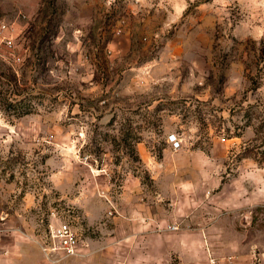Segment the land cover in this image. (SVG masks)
<instances>
[{
    "label": "rangeland",
    "instance_id": "obj_1",
    "mask_svg": "<svg viewBox=\"0 0 264 264\" xmlns=\"http://www.w3.org/2000/svg\"><path fill=\"white\" fill-rule=\"evenodd\" d=\"M0 264H264V0H0Z\"/></svg>",
    "mask_w": 264,
    "mask_h": 264
},
{
    "label": "built area",
    "instance_id": "obj_2",
    "mask_svg": "<svg viewBox=\"0 0 264 264\" xmlns=\"http://www.w3.org/2000/svg\"><path fill=\"white\" fill-rule=\"evenodd\" d=\"M173 149L182 146V140L176 134H171L169 139ZM80 237L77 230L68 221L59 222L50 226L48 242L44 244V251L48 258L59 261L64 257L77 255L80 252Z\"/></svg>",
    "mask_w": 264,
    "mask_h": 264
},
{
    "label": "crops",
    "instance_id": "obj_3",
    "mask_svg": "<svg viewBox=\"0 0 264 264\" xmlns=\"http://www.w3.org/2000/svg\"><path fill=\"white\" fill-rule=\"evenodd\" d=\"M81 248V247H80Z\"/></svg>",
    "mask_w": 264,
    "mask_h": 264
}]
</instances>
